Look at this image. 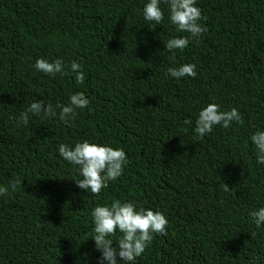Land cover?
I'll use <instances>...</instances> for the list:
<instances>
[{
	"label": "trees",
	"instance_id": "16d2710c",
	"mask_svg": "<svg viewBox=\"0 0 264 264\" xmlns=\"http://www.w3.org/2000/svg\"><path fill=\"white\" fill-rule=\"evenodd\" d=\"M147 2L0 0V186L22 180L0 196V264H99L91 211L116 199L168 220L167 235L153 234L133 264H250L255 256L264 264V225L249 215L264 207V164L250 141L264 131V0H196L207 32L174 63L164 41L187 34L169 22L164 0L161 24L145 21ZM41 58L66 68L76 61L84 83L37 71ZM183 64H195L196 76H169ZM77 92L89 106L65 125L56 105ZM35 101L57 116L29 114L18 125ZM209 103L237 108L242 123L200 138L195 121ZM83 141L122 148L128 159L99 196L78 188V166L59 156L61 143Z\"/></svg>",
	"mask_w": 264,
	"mask_h": 264
},
{
	"label": "clouds",
	"instance_id": "9594fccd",
	"mask_svg": "<svg viewBox=\"0 0 264 264\" xmlns=\"http://www.w3.org/2000/svg\"><path fill=\"white\" fill-rule=\"evenodd\" d=\"M168 5L169 22L179 32L186 33L185 36L174 37L164 41V49L171 55L169 59L175 62V52L184 50L190 38L198 40L207 32V27L201 23L206 19L202 16L201 9L196 5V0H164ZM161 0H148L143 8L145 21L159 25L164 20V12L161 9ZM37 71L50 76L57 73L61 75L74 74L77 84H83L85 75L82 65L72 61L67 68L59 58L49 62L43 58L37 59L34 65ZM167 72L170 77L180 79L182 77H195L196 65L183 64L178 67H169ZM89 99L83 92H77L69 97L67 105H56L60 109L59 119L69 125L74 121L76 110L89 106ZM29 114L41 116L42 118H53L57 116L51 103L42 101L32 102L27 110L21 113L16 121L18 125L26 126L29 122ZM235 121L242 123L241 113L237 108L221 111L219 105L209 103L198 114L195 121V132L200 138L211 133L214 126L222 125L227 129ZM185 124H192L190 119ZM250 141L256 148V159L258 164H264V131L254 132ZM59 156L71 165L78 166L80 176L77 187L95 196H99L103 189L109 186V182L119 178L128 163L127 156L122 148H113L108 145L90 143L88 141L78 142L74 146L61 143L58 146ZM22 185V180L17 178L9 182L8 186H0V196L7 195L9 190L15 192L17 186ZM223 191L231 194V188L223 183ZM252 222L256 227L264 225V207L250 212ZM92 223L95 235L91 237L95 249L101 253L99 264H118L117 258L124 264H133L153 241V234L167 235L166 228L168 220L160 211L137 207L133 202H122L113 200L110 205H97L91 211ZM119 231L120 238L113 243V237ZM255 235V233H253ZM87 255V254H85ZM260 257L255 256L250 264H259Z\"/></svg>",
	"mask_w": 264,
	"mask_h": 264
}]
</instances>
